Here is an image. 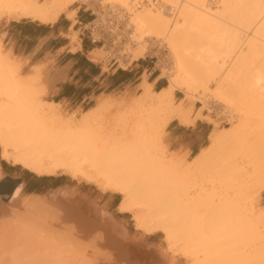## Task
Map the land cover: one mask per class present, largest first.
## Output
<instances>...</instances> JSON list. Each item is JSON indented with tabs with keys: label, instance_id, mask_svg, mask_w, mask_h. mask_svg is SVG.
<instances>
[{
	"label": "bare ground",
	"instance_id": "1",
	"mask_svg": "<svg viewBox=\"0 0 264 264\" xmlns=\"http://www.w3.org/2000/svg\"><path fill=\"white\" fill-rule=\"evenodd\" d=\"M140 1L0 0V17L7 14L16 21L30 19L43 25L56 23L73 4H85L100 18L117 24L116 29L110 24L117 38L111 50L99 46L89 53L90 59L99 60L98 52L103 51L106 57L116 56L126 70L124 58L131 65L152 53L163 68L161 77L168 81L156 90L155 82L144 76L138 97L117 101L118 97L104 95L80 119L74 114L65 117L60 104L43 99L48 87L39 66L23 72L20 58L4 48L0 37V179L4 177L1 161L40 177L69 175L102 192L121 195L118 211L132 216L136 230L164 234L169 251L180 247L182 257L193 264H248L245 252L239 259L231 257L237 250L231 246V233L237 232V221L241 232L264 240V213H256L253 206L258 191L264 190V0H158L160 5L147 0L145 6ZM76 14L71 11L67 18L74 23ZM70 40L71 50H78L77 37ZM166 49L171 58L163 63L159 54ZM170 60L172 70L165 69ZM212 83L216 87L210 91ZM177 91L185 96L176 104ZM192 98L207 103V114L213 112L212 104L241 119L232 128L211 132L209 145L186 165L167 155L161 133L174 120L195 124ZM112 105L130 108L135 117L103 134L94 123ZM208 166L235 171L234 176L243 174L242 168L252 173L243 175L248 181L225 180L233 195L218 201L220 205L214 207L222 210L217 212L211 209L212 200L208 205L203 200L205 188L191 178ZM21 194L18 186L7 201L0 199L4 225L0 264H181L156 243L131 239L125 224L74 189L59 187L48 197ZM227 202L236 203L226 216ZM201 215L204 220L199 224ZM38 228L98 248L102 257L67 252V246L52 248L50 237ZM200 251L204 259L197 255ZM249 253L257 264L264 262V245Z\"/></svg>",
	"mask_w": 264,
	"mask_h": 264
},
{
	"label": "crops",
	"instance_id": "2",
	"mask_svg": "<svg viewBox=\"0 0 264 264\" xmlns=\"http://www.w3.org/2000/svg\"><path fill=\"white\" fill-rule=\"evenodd\" d=\"M80 9L81 7L77 10L78 23L88 22L91 19L90 15L84 9L82 11ZM71 25L69 19L62 17L56 23L47 25L23 19L3 24L0 31L6 50L20 58L24 65L23 69H30L34 65L42 68L44 82L48 87V101L56 102L73 111L89 110L96 105L99 97L104 95L114 97L117 94L132 92L141 83L138 82L149 70L148 67L141 69L139 64H134L130 70L118 68L105 70L103 65L90 59L89 53L95 48L85 36L80 35L78 39L80 45L75 44L78 50L73 52L71 40L67 37L72 29ZM151 82H155L156 90L165 87L158 78ZM210 131L209 124L201 119L192 126H184L174 120L167 129L170 150L188 149L190 156L194 157L206 147ZM1 164L4 177L0 183L9 184L13 189L18 185L22 186L24 195H48L52 190L63 186L74 188L62 180L64 176H34L35 174L20 166H13L5 161ZM10 194L9 191L0 192V198L7 201ZM119 197L117 194L104 193L101 202H104V207L116 202L118 210L121 202Z\"/></svg>",
	"mask_w": 264,
	"mask_h": 264
},
{
	"label": "rangeland",
	"instance_id": "3",
	"mask_svg": "<svg viewBox=\"0 0 264 264\" xmlns=\"http://www.w3.org/2000/svg\"><path fill=\"white\" fill-rule=\"evenodd\" d=\"M142 1L143 2L140 1L142 3L141 6H145V5L148 4L147 0H142ZM153 1L155 3L158 2V0H153ZM140 2L137 4V6L140 4ZM210 2H209V4H210ZM159 3H161V1H159L158 4ZM162 3H163V1H162ZM80 7H81V9H80L81 11L85 8V6H83L82 3L73 4L61 17L62 18H67V15L71 11H74V10L77 11ZM138 8H141V7L138 6ZM77 14H78V11H77ZM77 14L74 16V20H75L74 23H73L72 20H70L72 22L71 27L72 26L73 27H72V29H70V34L67 37L69 39L73 38V37H77V41H78L80 35L82 36L83 28L78 23ZM13 20H15V18H12L11 16H9L7 14H2L1 17H0V31L2 30V25L3 24L9 23V22H11ZM21 20H23V18ZM27 20H29V19H27ZM80 28H82V29H80ZM77 29H78V31H77ZM0 36H2V34ZM3 43H4V40H3ZM94 48H95L94 50L96 52L99 49L97 47H94ZM5 49H6V47H5ZM155 52L156 51H153V53H155ZM98 53H100L101 58L99 60L95 59L94 61L96 63H99V64L103 65L105 70H107L109 68H118L119 70H124L120 66L119 62L114 64V61H111V59H106L105 58L106 54L103 51L98 52ZM151 55H152V53L148 54L145 58H141L139 61H135V62L131 63V65L129 64V60L128 59H126V58L123 59V63L127 66L126 70H130L134 66V64H139L140 65L139 67L141 69H142V67H148L149 70L146 71L143 74L142 79L138 82V83H140V82L141 83L138 86H136V88L132 92H126V93L114 96V99H116L118 97L116 100L120 101V99L123 100V98L132 99L133 97H138L141 94V92H142L140 90V87H141V84L144 81V79H143L144 76H148L149 82L154 81L155 78H158L159 81L163 82L165 86L168 85L167 78L166 77H161L162 76L161 70L163 68L160 65L157 66L156 58L152 57ZM169 55H170V52L168 53V50L166 49V51L164 50L163 53L159 54V58H160L159 60H163V63H165L164 62L165 61L164 58H166V57H168V59L171 58V56H169ZM171 64L173 66V62L172 61H171V63L169 62L167 66L165 64H163V65H165V67L164 66L163 67L165 69L168 68V70H172ZM39 69L42 71V68L40 66H39ZM29 70H31V68L30 69L26 68V69L23 70V72H27ZM42 73H43V71H42ZM43 78H44V74H43ZM150 79H151V81H150ZM151 83H154V82H151ZM215 87H216V84L212 83L210 85V91L213 90ZM155 89H156V87H155ZM125 94H126V96H125ZM206 95L207 96H205L206 97L205 99L209 100V98H211L210 94H206ZM130 96H132V97H130ZM184 96L185 95H184V93L182 91H177L176 94H175L174 102L176 104L179 103V101ZM43 99L47 100L48 99L47 95L45 97L43 96ZM190 100L192 101L193 106H194V111L192 113V118L193 119L197 118V120L201 119V120L207 122L209 124V126H210V129H211L210 133L211 132H218V131H220L222 129H225V128H230V127L232 128L236 124L240 123V119L241 118L239 116L238 117L235 116L234 115L235 113H233V112L231 113L232 116L230 115V117L232 119V120H230L231 123L230 122H229V124L222 123L219 120V118H216V117H217L218 114L222 115V112L220 111V109L222 110L223 107L218 106V107H216L215 112L207 114V110H208L207 103H206V106H205L204 104H201L200 102H198V100H196V98H192ZM124 107H125V109H124ZM200 108H202L201 112L198 113ZM129 109L130 108H128L126 106H118V105H116V107H115L114 105H112L109 108L105 109L102 112V114H100V116L95 120L94 124L96 126H98V130L101 131L103 134L113 132L118 125H121V124H123L125 122L129 123V121L131 122L134 119L135 114ZM61 111H62V113L64 114L65 117H69L70 115L72 116L74 114L76 116V118L80 119L82 114L85 111H87V110L73 111V110H70V108H66V107L62 106L61 107ZM129 111L131 113H129ZM222 111L224 112V115H229V113L226 112L224 109ZM121 117L124 118V119H122ZM184 126H192V124L184 125ZM167 129L161 133L164 145L166 146L167 155L169 157L175 156L179 160L181 159L182 161H184L185 164L187 165L189 162L192 161V159L195 156L194 157L190 156V154L188 152V149H184V148H180L178 150L171 151L170 147H169V144H168V141H167ZM209 143H210V141H209V137H208L207 142H206V147L209 145ZM0 153H1V148H0ZM1 163H2V161H1ZM1 166H2V164H1ZM210 167L211 166H208L207 168L204 167L206 169L202 168L203 171H202V169H199L197 171V173H194L195 175L191 174L192 176H194V177H191V178H193V180H195V182L197 183L198 186H200L202 188H205V190H203L204 192H202V193H204L202 196H205V197H203V200L206 202L207 205L212 200V202L210 204L211 205V209L217 203H218V205H220L219 202H218L219 200H225L226 198H231V195H233V192L230 189V185L229 186L226 185L227 183L225 184V182H226L225 180H231L232 178H235V180H237L240 183V182L249 180L248 176H247L248 177L247 178V177H245L243 175H249V176L252 175L251 170H249V172H247L248 173L247 174L245 172L246 169H243V168L242 169L239 168L241 171H243V174H242V172L241 173L239 172L237 174V176H234V174L236 173L235 171H233L231 173L228 170H220L218 168L215 169V168H213V166L211 168ZM34 176H36V175H34ZM55 176H64V177H62V180H64L65 182L69 183L71 186H74L73 189L77 190L82 195L86 194L84 196L87 197L88 199L90 198L89 199L90 201H92V202L96 201L95 203H97V204H99V205H101L103 207H104V202H101V200L103 198L104 193H109L111 195H115L116 194V193H113V192H102L97 186L92 185V184H87V183L79 181V180H74L69 175H66V174L58 173ZM194 178H196V179H194ZM0 180H2V178ZM223 183L225 184L226 188L222 187ZM17 187H15V188H17ZM234 187H236V185H234ZM48 195H45V196L48 197ZM117 195H119V194H117ZM21 196L25 197V196H29V195H24L23 192H22ZM119 196H120L119 197L120 200L122 201V199H123L122 196L121 195H119ZM206 197H208V199ZM211 197H212V199H211ZM213 198H214V200H213ZM91 199H93L95 201H93ZM220 203L222 205L224 204L223 202H220ZM227 203L228 204L230 203L229 204L230 206L228 205L229 207L223 206V208L226 211V212L224 211V214L226 213V216H227V214H231V212H233V207H234L233 205L236 202H227ZM253 206L256 209V213H258V214L259 213H264V190L263 189H260L258 191V193L256 194V196L254 197ZM105 208L107 210L109 209L108 211L113 214L116 222H120L122 224H125V226L127 227L128 232L130 234L129 236L131 237V239L133 238V239H135V241L143 242V243H147V244L157 243V245L160 247L161 251L167 252L170 256L174 255L173 257L176 260V262H179L181 264H193L194 263L193 260L185 259V258L182 257V255L179 253V252H181V251H179L180 247H179V249H177L178 246L174 247L176 250H174V248H173V250L169 251V243L166 241V238H165L164 234L157 233V234H154V235H146L145 233L136 230L134 222L132 220V216L129 215V214L121 215L119 213V211L116 209V202H114L113 204H110L108 206L105 205ZM217 209L220 210L221 207H218ZM217 209H216V212L218 211ZM209 211L211 212V210H209ZM221 212H223V211H221ZM204 214L205 213L202 212V215H204ZM224 214H222V215L224 216ZM202 215L200 217V220L197 221V223H199V224L203 223L204 217H202ZM215 215H217V214H215ZM226 216H224L223 218L226 219L227 218ZM2 222L3 221L0 220V228H1V226L4 227ZM234 225L236 226V231L237 232L231 233V235H233V237H234L233 240H232L231 246L236 245V249L237 250H233L231 257L234 258V259H239V258L242 257L241 255H243L242 252H245L244 255L248 256V264H257L255 259L254 260L250 259V253L249 252L252 251L255 247H259V246L262 247L264 245V240L262 238H260V239L256 238L255 234L252 235L251 232H241V229L237 226V221H235ZM37 230L42 235H44V236L46 235V236L50 237L51 241L49 243V246L52 247V248H55V249H59L60 248L61 249L60 246H62V247H66L67 246V247H69V248H66L67 252L69 251V249L73 250V251L74 250H78V251H81V255L89 254L90 258H92V257L94 258V257H98V256L102 257L101 250H99L98 248H93V247H89V246L87 247V245H78V243H76V242H71L64 235V233H62V236H57V234L53 235L52 232H50L48 229H45V228H40V229L38 228ZM207 243H208V241H207ZM204 247H206V246H204ZM227 247H229V245ZM201 249H202L201 251H203V248H201ZM205 250H207V249H205ZM205 250H204V252L206 254ZM223 250L225 251V249H223ZM198 251H199V249H198ZM201 251L197 255H199V256L201 255L200 258L204 259L202 257L203 253H201ZM225 253H224V255H225ZM228 253H230V252H228ZM228 253H226V255H229ZM72 254L74 255L75 253L74 252L69 253V255H72ZM89 255H87V257H89ZM206 256H207V254H206ZM258 264H264V262H261V263H258Z\"/></svg>",
	"mask_w": 264,
	"mask_h": 264
},
{
	"label": "built area",
	"instance_id": "4",
	"mask_svg": "<svg viewBox=\"0 0 264 264\" xmlns=\"http://www.w3.org/2000/svg\"><path fill=\"white\" fill-rule=\"evenodd\" d=\"M85 6L84 11L88 13L91 17V19L88 22H80V26L83 28L82 35L85 36L90 43L94 47H105V51H110V46L113 45L114 42H117L116 35L111 33V26L110 24H113V29H116V22L113 21V19L106 18L105 20L103 17H99L98 15L95 14L93 10L87 9V5L82 4ZM80 28V29H82ZM110 31V32H108ZM107 46V47H106ZM107 59H111V61H114V64L118 63V59L116 56L110 54L107 55ZM156 58V57H154ZM157 62V58H156ZM157 64V63H156ZM211 110L215 112L216 107L212 106L211 104ZM216 118H219V120L222 123L229 124L231 117L229 115H217Z\"/></svg>",
	"mask_w": 264,
	"mask_h": 264
},
{
	"label": "water",
	"instance_id": "5",
	"mask_svg": "<svg viewBox=\"0 0 264 264\" xmlns=\"http://www.w3.org/2000/svg\"><path fill=\"white\" fill-rule=\"evenodd\" d=\"M14 189L11 188V186L9 184H4V183H0V192H8L12 193Z\"/></svg>",
	"mask_w": 264,
	"mask_h": 264
}]
</instances>
